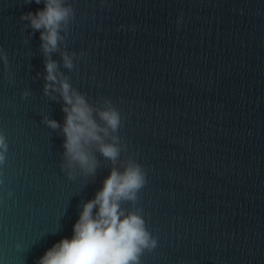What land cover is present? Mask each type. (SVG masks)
Masks as SVG:
<instances>
[{"label": "water", "instance_id": "obj_1", "mask_svg": "<svg viewBox=\"0 0 264 264\" xmlns=\"http://www.w3.org/2000/svg\"><path fill=\"white\" fill-rule=\"evenodd\" d=\"M67 3L75 19L61 47L77 53L75 67L65 69L59 52L52 59L90 103L111 100L127 148L121 161L134 156L147 170L137 204L123 205L142 209L158 240L141 264H264V0ZM43 7L0 0V48L15 79L9 85L0 62V131L9 144L0 264H36L71 238L82 203L112 167L96 153L94 181L60 171L64 137L41 120L62 125L65 114L43 96L39 32L20 20Z\"/></svg>", "mask_w": 264, "mask_h": 264}, {"label": "clouds", "instance_id": "obj_2", "mask_svg": "<svg viewBox=\"0 0 264 264\" xmlns=\"http://www.w3.org/2000/svg\"><path fill=\"white\" fill-rule=\"evenodd\" d=\"M27 2L44 5L36 12L22 14L20 20L27 22L24 25L26 29L39 32L40 49L45 58L43 96L61 103L65 114L62 125L46 114L41 120L46 127L59 130L58 134L64 137L60 171L69 181L84 176L91 178L92 182L100 167L96 153L112 165L102 187L92 199L82 203L71 238L55 242L37 259L36 264H141V256L153 251L158 240L148 230L142 209L129 210L123 205L137 204L138 194L147 183V170L134 156L121 161V152L127 148L118 135L122 126L121 114L111 100L101 98L97 103H90L85 94L72 86L70 76L60 71V63L52 59V54L59 52L65 69L71 71L75 67L77 53L61 47L65 44L69 25L75 19L73 6L67 0ZM0 62L9 85L14 86L15 79L9 74L8 54L3 48H0ZM40 75L36 73V78ZM31 94L26 89L21 98ZM101 102L103 106H99ZM8 151L7 137L0 131V169L7 162ZM3 183L0 178V185ZM13 195V191L8 190V198ZM15 247L20 250L22 245L17 242Z\"/></svg>", "mask_w": 264, "mask_h": 264}]
</instances>
